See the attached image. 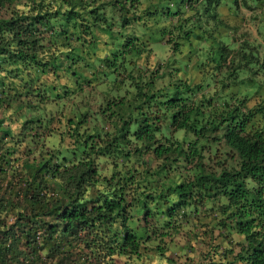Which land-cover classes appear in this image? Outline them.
Returning <instances> with one entry per match:
<instances>
[{"label":"trees","instance_id":"1","mask_svg":"<svg viewBox=\"0 0 264 264\" xmlns=\"http://www.w3.org/2000/svg\"><path fill=\"white\" fill-rule=\"evenodd\" d=\"M240 8L264 31V0H0V264H264Z\"/></svg>","mask_w":264,"mask_h":264},{"label":"rangeland","instance_id":"2","mask_svg":"<svg viewBox=\"0 0 264 264\" xmlns=\"http://www.w3.org/2000/svg\"><path fill=\"white\" fill-rule=\"evenodd\" d=\"M170 8L173 10L175 8L174 5L170 6ZM247 11H250L248 9H246ZM152 48L154 50V55H152L151 57V62L154 64L157 62V60H162V59H167L170 55H171V49H168V47L164 44H160V43H153L152 44ZM187 62V59H183L181 61V63L184 65ZM184 68V66H182ZM256 79L259 81V84L263 87L264 86V73H259L258 75H256ZM104 85V84H103ZM103 85L99 86V90L96 89V92L93 93L91 91H89L88 89L85 90L84 96H78L75 98V101H79L80 98H83V101H88L92 108H96V106L98 105V103L100 102L101 99V94L98 92L102 89V87H104ZM263 97V101H264V89H260V91L258 92L257 95H255L254 100L258 101L259 99H261ZM70 106V103H65V110L68 109V107Z\"/></svg>","mask_w":264,"mask_h":264},{"label":"crops","instance_id":"3","mask_svg":"<svg viewBox=\"0 0 264 264\" xmlns=\"http://www.w3.org/2000/svg\"><path fill=\"white\" fill-rule=\"evenodd\" d=\"M233 13V11H231ZM257 11H247L243 8L239 9L235 22L238 27L236 35H245L243 39L260 44L261 50H264V36L261 31V23L256 19Z\"/></svg>","mask_w":264,"mask_h":264}]
</instances>
